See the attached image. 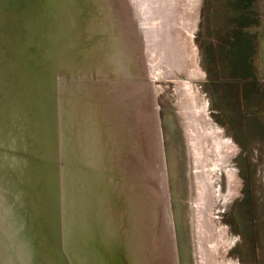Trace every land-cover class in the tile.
Returning <instances> with one entry per match:
<instances>
[{
  "label": "rangeland",
  "instance_id": "374dc122",
  "mask_svg": "<svg viewBox=\"0 0 264 264\" xmlns=\"http://www.w3.org/2000/svg\"><path fill=\"white\" fill-rule=\"evenodd\" d=\"M60 1L59 13L61 15L55 19L57 27L54 25L53 28H59L60 34L65 37L64 42L61 43L64 46L63 50H67V46L72 45L67 42H73V45L78 43L81 46L86 44L88 47L86 54L92 58L94 53L98 62L105 60V63L99 62L100 65H104L105 70H100V68L96 69V72L94 70L86 80L89 86H95L105 95L109 106L115 108L117 113L120 112L114 119L117 122L118 134L126 144L121 149L125 161L123 166L125 175H127L126 182H128L126 186L132 188L139 199L138 220L134 236L137 244H140L138 251L141 252L143 264H264V139L255 136L250 143L249 162L252 172L254 205L252 214L260 244L255 259L250 260L241 237L230 225L234 217V221L241 224L243 222L240 217L241 213L247 209L245 204H241L244 185L240 174V162H238L241 149L218 122L216 107L207 90L202 54L196 44V37L200 30L203 29L205 36L210 27L221 21L222 6L227 1ZM12 2L17 3V0ZM204 4H208L207 10L204 9ZM254 4L259 25L255 67L258 78L264 84V0H256ZM4 5L6 4H0L1 8ZM14 6L16 9L21 7V4H14ZM39 6L24 4L23 10L14 14L21 16V13H26L24 15L26 17L29 8L38 13ZM68 6L72 11L67 10ZM7 14L5 16L8 17L9 14ZM24 26L22 25L23 29L20 28L18 31L29 41L24 51L25 54H29L32 46L30 40L33 39L34 42L38 40L35 45H39V42L43 43V40L49 37L47 31H50V27L47 26L46 33H43L38 26L33 31L29 30L26 24ZM40 38L43 39L39 41ZM37 53H40L39 48L34 55L37 56ZM88 55L82 54L85 62L89 58ZM32 56L31 53L30 57ZM35 61L36 59L33 60ZM81 80L73 76L67 80L60 77L57 84H62L64 88L68 84L73 85L72 87H79ZM58 92L60 97L66 94L62 89ZM186 100H190V103L188 102L189 106L191 105L190 108L184 105ZM85 106L88 105L85 104ZM3 108L4 106L1 109ZM68 115L69 112H66L65 117L67 118ZM13 116L9 117L12 119ZM22 118L17 119L18 126L14 124V127L19 131L18 136L27 138L26 146H17L16 149L11 148L10 145L5 146L4 134L0 131L1 156L5 157L8 152L29 155L37 159L39 155L42 157L45 154L51 155L52 153L48 152L51 148H48L45 142L42 143L43 136H39L40 133L36 129L29 133L26 126L27 122H30L26 120L23 126ZM188 118L193 119L194 127H196L193 129L195 137L197 133V136L203 139L201 142H204L200 143L201 154L204 158L201 166L203 175L207 177L204 186L209 191L207 201L200 203L198 202L199 195L196 193L199 188L198 178L193 175L192 167L193 159L195 163L197 162L193 146L196 144L190 137L189 126L191 124ZM10 123L12 126V121ZM205 124L206 129H204ZM56 126L49 123L50 130L47 131L49 138H53L52 133H55ZM38 127L39 125L36 128ZM58 133H61L59 125ZM73 134V131L68 133L65 139L66 144L69 141L68 144H71ZM215 138L221 141L220 150L226 151L223 155L224 160L220 164L217 163L218 153L214 149ZM48 141L50 142L49 139ZM75 141H78L76 145L80 147V133L74 137ZM9 160L19 166L22 164H18L20 160L15 159L17 160L15 161L12 156ZM28 162L25 158L24 165L16 170H13L12 165L9 166L16 177L13 184H22L26 189L31 182L22 168L29 169L30 166L25 165ZM119 167L121 169V166ZM230 174L234 179L231 189L228 186ZM60 179H62L61 176ZM203 179L201 178L200 181L204 182ZM36 180L39 181L38 178ZM159 182L161 183L158 184ZM10 183L9 181L3 182V184ZM57 185L58 192H60V186L58 183ZM33 187L35 188L36 185ZM232 190L236 191L230 193L229 191ZM23 191H16L13 194L14 204L21 196H27V190L25 193ZM3 193L6 196L11 195V191L7 188L3 190ZM59 195L62 198V192ZM8 205L13 207V205ZM51 205L53 206V202ZM250 207L252 208V204ZM19 211L16 212L13 209L12 212V209H9L10 214L7 219L21 221L18 235L28 241L27 245L32 247L34 253H30V257H32L31 264H34L33 260L36 256L34 246L37 237L32 232L31 225L24 226L26 216L21 215ZM108 213H111V209ZM106 226L110 228L113 237L116 236L121 240L118 228L122 226L118 221L112 223V227L108 223ZM59 229L61 230V226ZM123 229L121 231L124 234ZM60 230L56 236L63 245V232ZM104 235L102 233V237ZM120 242L115 239L112 242L114 253L111 255L115 258V264H120L118 259ZM94 244L98 250L101 243ZM49 249L52 250L43 245L38 248L39 252L44 250L50 256L48 260L45 257L41 258L44 264H68L67 260L69 264H72L69 260V252L73 253V248L67 251L64 248L63 252L57 250L56 259L52 253H48ZM90 249L93 251V248L90 247ZM64 255L69 257L65 258ZM85 260L84 258L82 261ZM87 262H89L88 259ZM27 264H30V261Z\"/></svg>",
  "mask_w": 264,
  "mask_h": 264
},
{
  "label": "water",
  "instance_id": "95a60500",
  "mask_svg": "<svg viewBox=\"0 0 264 264\" xmlns=\"http://www.w3.org/2000/svg\"><path fill=\"white\" fill-rule=\"evenodd\" d=\"M24 1L28 6L40 5L39 12L35 13L29 8L26 17H24L26 13H21L20 16L13 12L8 13L7 17L6 5L12 4L11 0H0V4L3 2L6 4L3 8L0 6V11L2 10L0 12V109L4 106L0 113V131L4 134L5 146L10 145L15 149L17 146H26L27 138L18 136L19 131L14 127V124L18 126L17 119L23 117L21 119L23 126L27 121L30 122H27L26 130L32 133L36 129L40 133L39 136H43L42 143L45 142L47 147L51 148L48 152L52 154H45L44 157L39 155L37 159L29 155L8 152L2 157V148L0 149V264H27L28 261L31 264L30 253H34L32 247L27 245L28 241L18 235L21 221L7 219L10 214L9 209H12V212L13 209L16 212L20 210L19 213L26 216L24 226L31 225L32 232L36 234L34 264H44L41 258L45 257L47 260L50 258L44 250L39 252L38 248L42 245L52 249L51 251L49 249L48 253H52L55 259L57 250L63 252L64 248L66 251L73 248L75 254L69 252L70 257L64 255L65 258H70L72 264H112L115 259L111 255L114 253L111 250L113 239L121 241L118 258L120 264H143L141 252L138 251L140 244H137L134 236L139 200L135 191L126 186L127 175L123 169L125 161L121 154L122 146L126 144L118 134L117 122L114 119L120 112L117 113L115 108L109 106L105 95L95 86H89L86 80L94 70L95 72L98 68L105 70L104 65H100L105 61L101 60L102 62L99 63L94 53L92 58L86 54L88 49L86 44L81 46L78 43L73 45V42H67L72 45L67 46V50H63L64 46L61 43L64 42L65 37L60 34L59 28H53L54 25L57 27L55 19L61 15L60 0ZM67 10L72 11L70 6ZM24 24L32 31L38 26L43 33L47 26L50 27V31H47L49 37L43 40V43L36 44L38 47L35 45L38 40L35 42L33 39L30 40L32 46L29 54L24 52L29 41L18 31L20 28L23 29ZM41 39L43 38L39 41ZM38 48L40 53L36 56L34 54ZM31 53L32 57H30ZM83 53L89 57L87 62L82 56ZM117 57L119 58V55ZM32 59L36 61L33 62ZM72 76L83 80L80 81L79 87L68 84L64 88L62 84H57L58 78L67 80ZM61 89L66 93L65 96H59L58 91ZM66 112H69L67 118ZM11 115H14L12 119L9 117ZM14 118H17V121ZM10 121L13 123L12 126ZM49 123L57 125L55 133H52L53 138H49L47 133L50 130ZM38 125L39 127L36 128ZM70 131L74 132L71 135L73 141L71 140V144H68L70 141L66 144L65 139ZM23 133L25 134L24 131ZM79 133L80 147L76 145L78 141L74 142V137ZM11 156L14 160H20L18 164H22L19 166L10 161ZM25 158L29 161L25 165L30 166L29 169L22 168L31 182L27 189L22 184H13L16 177L9 169L11 165L13 170L22 167ZM7 161L10 163L6 164ZM119 166L122 168L120 169ZM2 180L4 183L6 181L11 183L3 184ZM33 185L36 187L34 188ZM6 188L11 191V195H4L3 190ZM22 190L24 193L27 190V196H21L14 204L13 194ZM108 208L111 209L110 214ZM116 221L122 226L118 228L121 240L116 236L113 237L110 228L106 226L108 223L112 227V223ZM58 230L63 232V245L60 239L57 240ZM102 233L105 234L104 237ZM94 243H101L98 250ZM40 244L42 245L38 247ZM84 258L86 260L82 261ZM67 263L69 264L68 260Z\"/></svg>",
  "mask_w": 264,
  "mask_h": 264
},
{
  "label": "trees",
  "instance_id": "16d2710c",
  "mask_svg": "<svg viewBox=\"0 0 264 264\" xmlns=\"http://www.w3.org/2000/svg\"><path fill=\"white\" fill-rule=\"evenodd\" d=\"M225 1L221 21L210 27L205 36L200 30L196 44L202 54L207 90L216 107L218 122L241 149L238 158L244 183L241 204L247 209L241 213V224L234 217L230 225L241 237L250 260H254L260 244L253 224L249 155L254 137L264 139V84L255 67L259 25L254 9L256 0ZM207 7L204 4L205 10Z\"/></svg>",
  "mask_w": 264,
  "mask_h": 264
},
{
  "label": "bare ground",
  "instance_id": "6f19581e",
  "mask_svg": "<svg viewBox=\"0 0 264 264\" xmlns=\"http://www.w3.org/2000/svg\"><path fill=\"white\" fill-rule=\"evenodd\" d=\"M13 0H11V2H12ZM89 1V0H88ZM83 2V1H82ZM26 4H28V3H26ZM82 4V3H81ZM83 5V4H82ZM2 6V5H1ZM83 6H85V5H83ZM86 8V7H85ZM90 8H92L91 6H90ZM89 8V9H90ZM88 9V10H89ZM2 11V10H1ZM84 12V11H83ZM91 12V11H90ZM22 15V14H21ZM93 19V18H92ZM98 21V20H97ZM93 22V21H92ZM94 24V23H93ZM24 26V25H23ZM25 27V26H24ZM90 35V34H89ZM96 36V35H95ZM98 39V38H97ZM91 40V39H90ZM99 46V45H98ZM106 47V46H105ZM103 49V48H102ZM96 52V51H95ZM98 53H100V52H98ZM105 61V60H104ZM108 63V62H107ZM95 74V73H94ZM190 103V100H186V102H185V104L184 105H186L187 106V108H190L191 107V105L189 106V103ZM189 120V123L191 124V126H189L190 127V137L193 139V141L195 142V144L196 145H193L194 146V148H195V152H196V155H197V162L195 163V159H193V161H192V167H193V175L194 176H196L197 178H198V184H199V188H198V192H196L198 195H199V200H198V202L200 203V202H205V201H207V192L209 191V190H207V188L204 186V183H206V180L205 179H207V177L206 176H204L203 175V170H202V159H203V161H204V158H203V154H201V149H200V143L202 144V143H204V142H201L203 139H202V137H200V136H197V133H196V137H195V133H194V131H193V129L194 128H196V127H194V123H193V119H190V118H188ZM195 121V120H194ZM204 129H206V124L204 125ZM200 132V131H199ZM203 134L205 133V132H202ZM147 134V133H146ZM201 134V133H200ZM199 135V134H198ZM216 139V138H215ZM214 149H215V151L218 153V161H217V163H219L220 164V162L222 161V160H224V156L223 155H225L226 154V151L224 152V151H222V150H220L221 149V146H222V144H221V141H219L218 139H216V140H214ZM226 147V146H225ZM227 148V147H226ZM228 152V151H227ZM196 155L194 156V158L196 157ZM221 159V160H220ZM132 163V162H131ZM130 163V164H131ZM134 163V162H133ZM142 165V164H141ZM145 166V165H144ZM122 168V167H121ZM126 168H128L127 166H126ZM141 168H142V166H141ZM123 169H124V166H123ZM135 169H137V168H135ZM143 169V168H142ZM126 170V169H125ZM131 170V169H130ZM137 171V170H136ZM137 175V174H136ZM229 178H228V186H229V188L231 189V186L234 184V179H233V175L232 174H230L229 176H228ZM201 178H204L203 179V181L204 182H202V181H200V179ZM131 181V180H130ZM159 181V180H158ZM135 182V181H134ZM208 182V181H207ZM128 183V182H127ZM142 183V182H141ZM161 182H159L158 184H160ZM143 184V183H142ZM157 185V184H156ZM128 186V185H127ZM136 186V185H135ZM161 186V185H160ZM136 188V187H135ZM228 188V189H229ZM141 190V189H140ZM236 190H232V191H229L230 193H233V192H235ZM137 192V191H136ZM143 192V191H142ZM152 192V191H151ZM153 193V192H152ZM138 194H140V193H138ZM151 195V194H150ZM152 196V195H151ZM201 198H203L202 200H201ZM139 200V199H138ZM159 201V200H158ZM157 201V202H158ZM142 206V205H141ZM157 207V206H156ZM208 210V209H207ZM197 211H198V209H197ZM201 211H203V210H201ZM200 211V212H201ZM164 214V213H163ZM161 217H162V215H161ZM142 223V222H141ZM160 231V230H159ZM158 233V232H157ZM165 237V236H164ZM62 242V241H61ZM168 242V241H167ZM208 242V241H207ZM210 243V242H209ZM164 247H166V245L164 246ZM105 250V249H104ZM112 250V249H111ZM113 251V250H112ZM112 264H115V262L113 261L112 262Z\"/></svg>",
  "mask_w": 264,
  "mask_h": 264
},
{
  "label": "flooded vegetation",
  "instance_id": "af4514ba",
  "mask_svg": "<svg viewBox=\"0 0 264 264\" xmlns=\"http://www.w3.org/2000/svg\"><path fill=\"white\" fill-rule=\"evenodd\" d=\"M4 3V2H3ZM2 3V4H3ZM12 4H9V5H6V7H7V9L6 10H8L7 12H13V13H19L20 11H22L23 10V6H24V4H26V2L24 1V0H17V3H15V2H11ZM14 4H21V7H19V8H14L15 6H14ZM5 7V8H6ZM19 23V22H18Z\"/></svg>",
  "mask_w": 264,
  "mask_h": 264
}]
</instances>
